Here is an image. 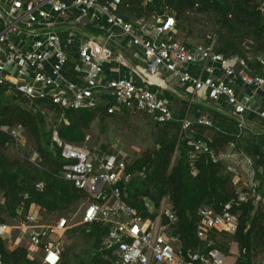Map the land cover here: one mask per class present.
Here are the masks:
<instances>
[{"label": "built area", "instance_id": "built-area-1", "mask_svg": "<svg viewBox=\"0 0 264 264\" xmlns=\"http://www.w3.org/2000/svg\"><path fill=\"white\" fill-rule=\"evenodd\" d=\"M152 1L142 0L141 4L147 6ZM124 2L0 0V96L25 97L31 108L54 128L53 140L61 147L65 160L61 175L93 198L84 208L81 222L101 221L109 226L104 244L107 248H116L118 264H226L225 253L212 247V241L207 242L205 250L199 245L186 255L180 240L170 233L178 214L168 197L162 198L157 211L153 202L145 198L148 210L156 211L154 219L143 218L124 201L120 185H127L134 174L145 176V166L136 172L130 171V160L117 151V144L111 142L112 154L92 151L62 141L55 129L50 111L56 113L58 107L79 109L107 102L109 113L126 108L158 123L178 122L181 134L191 127L192 121L186 115L176 119L172 104L161 96L168 80H172L192 94L191 101L213 103L215 108L224 109L236 119L242 128L249 127L248 124L252 127L247 123V114L252 113L258 130L264 132V102H254L252 94L260 92L264 101V75L253 72L241 55L218 52L214 38L208 43L183 42L177 35V20L168 6L162 13L133 15L127 20L118 12ZM68 16L73 17L71 23L65 20ZM79 23L82 25L78 26ZM95 23L99 31L89 32L87 27ZM64 29L69 31V43L77 35L82 38L73 68L79 74L78 81L64 75L69 61L60 36ZM117 30L133 47L136 61L116 51L120 44L116 39ZM111 60L126 66L130 74L105 77V64ZM163 71L168 73V80ZM240 86L251 87L253 91L242 93ZM202 90L205 96L199 95ZM197 122L211 124L206 117H199ZM0 129L13 137L17 148L24 145L22 125ZM188 144L193 155L207 154L213 162L235 161L232 154L216 152L206 140L190 139ZM38 157L39 153L34 150L31 160L36 161ZM260 158L264 161V152ZM247 161L249 165L255 162L249 158ZM236 166L230 163L226 168L239 174ZM260 169L264 171V165ZM196 172L194 169L193 173ZM261 175L264 178V172ZM36 185L43 189L42 182ZM245 203L251 205L252 216L259 210L264 212V180L251 178L244 186H237L235 196L220 211L212 206L199 207L196 228L199 239L204 241L213 230L235 234L240 208ZM71 220L61 216L56 223H41L40 209L33 207L16 225L0 217V238L9 242L13 230L17 229L28 258H37L39 264H61L64 235L72 226ZM0 264H5L1 255ZM258 264H264V257Z\"/></svg>", "mask_w": 264, "mask_h": 264}, {"label": "trees", "instance_id": "trees-1", "mask_svg": "<svg viewBox=\"0 0 264 264\" xmlns=\"http://www.w3.org/2000/svg\"><path fill=\"white\" fill-rule=\"evenodd\" d=\"M141 2L125 0L118 12L128 20L133 15L162 13L165 6H168L177 20V35L186 44L195 43L189 42V37L202 39L205 43L211 41L212 36L200 29L199 21L195 20L200 18L198 15H205L203 20L200 18V22L212 29L215 49L228 56L241 55L248 61L253 72L264 75V0H153L147 6ZM164 94L170 97L168 93ZM108 106L107 102H102L79 109L58 107L53 122L59 138L92 151L112 154L110 142L91 147L85 144L87 131L93 124H97L101 132L105 133L109 126L120 125L134 112L122 108L109 113ZM203 108L198 104L192 105L189 110L192 125L181 134L178 122L153 121L151 144L141 156L130 160L128 165V169L133 172L145 166L146 174H134L127 185H120L123 198L143 218L154 219L162 198L168 197L178 214V221L170 226V233L180 240L186 255L199 245L205 250L208 241H212V247L228 253L232 241L239 248L235 264H254L259 249L264 251V212L259 210L252 216L249 203L240 208L235 234L213 230L203 241L196 233L199 207L212 206L220 211L235 196V177L226 170V166L222 162H213L207 154L193 155L192 147L188 144L190 139L206 140L212 148L219 150L233 139L217 131L208 139L206 126L197 122ZM142 115L152 121L147 115ZM18 124L25 129L26 142L19 147H32L39 153V157L32 161L28 151L22 155L11 153L8 148L13 147L14 139L0 129V193L3 198L0 201V217L9 223H17L33 207L38 206L42 215L58 213L59 218L67 212L75 211L77 206L85 202L84 211L93 198L61 175L65 160L61 156V147L52 139V126L41 113L31 108L25 97L1 95L0 127L6 125L12 128ZM252 148L248 150L251 154L260 152L257 146ZM194 169L197 170L195 174ZM40 182L44 184L42 190L36 185ZM145 198L153 202L156 211L148 210ZM66 217L72 219L68 215ZM70 224L72 226L64 235V244L67 236L78 235L76 237L84 245L85 257L74 253L73 259L76 261L71 263L70 255L63 252L61 264H118L116 248H107L104 244L109 226L101 221L84 223L81 220L77 226L73 219ZM218 237H222L221 240ZM0 255L5 264H39L37 258L27 257L24 245L10 249L2 238Z\"/></svg>", "mask_w": 264, "mask_h": 264}, {"label": "crops", "instance_id": "crops-1", "mask_svg": "<svg viewBox=\"0 0 264 264\" xmlns=\"http://www.w3.org/2000/svg\"><path fill=\"white\" fill-rule=\"evenodd\" d=\"M74 14H76V13H74ZM65 20H68L71 23V20H73V17L68 16V18L66 17ZM85 21H86V19H85ZM80 25H82V23L78 24V26H80ZM97 26H98V24L95 23L94 26L89 25L87 28H88L89 32L97 33L99 31L98 29H100ZM117 32H118V37L116 39L120 42V44H119V47L116 49V51L120 50L124 54L125 57L129 58L132 61H136L133 47L129 46L126 38L119 35L120 34L119 30H117ZM60 36L62 39V43H64V45L66 46L65 49L67 51L68 60H69L66 64L65 69H64V72H65L64 75L70 80L78 81L79 80V74L77 72H75L73 68H74V64L77 62V59H78V53H77L78 52V46H79V43H80L82 38L77 35L75 37L74 41L73 42L71 41V43H69V41H68L70 38L69 31L66 29H64L63 31L60 32ZM191 70L195 71V68L191 67ZM104 72H105L104 76L107 78H119V77L128 76L130 74V70L126 66H124L120 63H117L114 60L108 61L105 64ZM239 90H241L242 93H244V92L251 93L253 91V88H251V87L244 88V87L240 86ZM185 91L187 93H184ZM164 93H168V95L170 97L166 96ZM252 94H253V99H255L254 102H259V103L264 102L260 92H257V93L252 92ZM161 96L167 98L170 101V103L173 106L174 113L176 114L175 117L178 120L183 118L185 115L190 119L191 114L189 113V110L191 109L192 105L198 104V105L204 107L203 111L200 113L198 118L199 117H206L211 121L210 125L203 124L207 128V134L210 132L208 135V139H211V136L213 135V132H215V131L222 132V133L227 134L233 138L232 141H230L225 148H222L219 150L213 148L216 152L229 153V154L233 155L232 158H234L235 161L226 160V161H223L222 163L225 166L227 164L234 163L235 166L237 165L236 168L239 167L240 171H242V169L244 167L245 170L243 173L241 172V174H247L248 175L247 176L248 181L246 183H248L251 178L264 180L263 176L261 175V173L264 171H262L260 169V166L264 165L263 159L260 158V156L263 155L264 146H261L259 144L260 138L264 137V132H260L258 130V128H257L258 123H255L256 121H255V119H253L254 116L252 115V113L247 114V117H248L247 123H250L252 125V127H250V125L248 124L249 127H243L242 128V127H240V125L236 119L229 116L225 112L224 109L219 110V109L215 108V105L213 103H210L209 101H206V100L191 101L190 98H191L192 94L190 92H188L186 88L181 87L180 85L176 84L172 80L168 81V87L167 88L162 89ZM224 106H225L224 103H222V107H224ZM56 114H57V111H56ZM46 122L48 123L47 120H46ZM234 123H235V126L231 128V125H234ZM18 125H21V124H18ZM4 126H6V125H4ZM55 127H56V124H55ZM24 131H25V129H24ZM53 132H54V128H53ZM23 139L25 142L24 132H23ZM52 139H53V137H52ZM241 142L244 144L245 148H247L248 150L252 147L257 146L259 148L260 152H258L256 155L251 154L252 152L249 154L240 152L239 151L240 148L237 147V145L240 144ZM25 143H24V145H25ZM19 146H23V145L20 144ZM13 147L16 148L15 143L13 144ZM34 150L35 149H32L31 154ZM252 150H253V148H252ZM239 156H241V157H239ZM30 157H31V155H30ZM246 158H249V159H252L253 161H255L253 163V165H249L248 161L246 162ZM238 159H241V160L238 161ZM240 163L244 164V165L242 166ZM226 170H227V168H226ZM245 171H247V172L245 173ZM237 178L239 180V179H241V176L236 174V176L234 178L235 190H236L237 186L238 187L244 186V184H242L241 181H238ZM35 207L37 208L38 206H35ZM58 219L59 218H56L53 223H56L58 221ZM40 222L44 223V224L45 223L53 224L51 222H44L41 210H40ZM16 224H14V225H16ZM6 244H7V247L10 249H13L18 245H23V242H21V239L19 238V231L17 229L13 230L12 239L9 242L6 240ZM236 260H237V257H236V259H234V261H232L231 264H235ZM253 261H254V264L257 263L255 259ZM226 264H228V263H226Z\"/></svg>", "mask_w": 264, "mask_h": 264}, {"label": "rangeland", "instance_id": "rangeland-1", "mask_svg": "<svg viewBox=\"0 0 264 264\" xmlns=\"http://www.w3.org/2000/svg\"><path fill=\"white\" fill-rule=\"evenodd\" d=\"M198 17H200L203 20L205 18V15H198ZM200 18H195L196 21H199L200 29L206 31L208 35H211L212 38L215 39L212 29L209 27H205V25H203V23L200 22ZM195 32L197 33L198 30H196ZM187 40L189 42L205 43L202 39H196L193 37H189ZM163 72L166 77V80H168L170 78L168 73L166 71H163ZM204 90H202L201 93H199V95H202V93H204V96H205ZM184 93H187V92L185 91ZM49 113L51 114L52 118H54L55 112L50 111ZM152 124H153V120L151 121L146 116L142 115V113L134 111L120 125L109 126L108 130L105 133L101 132L97 124H93L90 127V129L87 131V134H86L87 142L85 144L91 147L93 145L99 146L102 143L106 144L107 142H110L111 144L112 142L114 144H117V148H118L117 151L118 150L121 151L122 153L127 155L129 160H132L134 158L141 156L143 152L146 151V148L151 144ZM234 126H235V123L234 125H231V128ZM209 133L207 135H209ZM259 144L261 146H264V137L260 138ZM237 147L240 148L239 151L242 153H246V154L250 153L248 149L245 148L242 142L239 145H237ZM24 148H21V147L15 148V147L9 146L8 149L10 150L11 153H14L17 155H22V153H24L25 151H28L29 153H31L32 147L30 148L28 147L26 149ZM239 160L241 159H238V161ZM236 169L239 170V167ZM241 172L243 173V171H240L239 174L233 173V172L231 173L234 175V177L236 176V174L241 176V179L238 180L237 178V180L241 181V183L245 185L246 182L248 181V177H247L248 175L241 174ZM0 201H3L1 193H0ZM84 203L85 202L77 206L75 211L65 213L66 215L70 216L73 219L74 223L76 224L79 223V221L81 220L82 213H83L82 209H83ZM59 215L61 214L59 213ZM56 218H58V213L51 214V215H43L44 222H50V221L53 222V220H55ZM10 224H16V223H10ZM78 225L80 224H77V226ZM76 236L78 237V235L67 236L65 240V244H64V249H63V252H67L68 255H70V257L72 258L70 260L71 263L76 261V259H73L74 253L79 254L82 258L85 257L84 245L81 242V240H79ZM221 238L218 237V239L220 240ZM225 255H226V263L231 264L232 261L236 259V257L237 258L239 257L238 246L234 242L231 241L230 246H229V252L225 253ZM263 257H264V251L260 248L255 258L256 262L258 263Z\"/></svg>", "mask_w": 264, "mask_h": 264}, {"label": "water", "instance_id": "water-1", "mask_svg": "<svg viewBox=\"0 0 264 264\" xmlns=\"http://www.w3.org/2000/svg\"><path fill=\"white\" fill-rule=\"evenodd\" d=\"M98 52V49L97 48H95V53H97Z\"/></svg>", "mask_w": 264, "mask_h": 264}]
</instances>
